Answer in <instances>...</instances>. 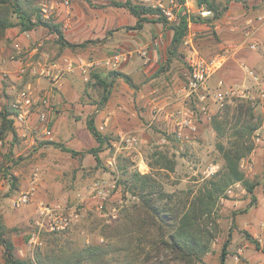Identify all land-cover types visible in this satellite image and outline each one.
<instances>
[{
    "label": "rangeland",
    "instance_id": "obj_1",
    "mask_svg": "<svg viewBox=\"0 0 264 264\" xmlns=\"http://www.w3.org/2000/svg\"><path fill=\"white\" fill-rule=\"evenodd\" d=\"M50 1L32 0L33 4L41 10L42 8L46 9L45 13L42 11L45 14L43 15L44 17L51 13L49 11L51 10ZM115 1L117 0H83L82 6L88 8L89 4L95 9L103 8L101 10H104L106 18L115 16V13L111 11L116 10L119 12V22L126 23L127 20L121 13L124 9L117 7L113 3ZM137 1L144 2V0ZM155 1L157 0L153 2ZM256 1L247 0L248 3H245V7L250 8L255 5ZM151 3L149 2L148 4ZM250 10L253 11L255 9L252 7ZM254 14L252 13L251 15ZM12 19L15 21L14 16H12ZM126 29H130V27H126ZM14 31L17 33L23 32L17 26H14L0 34V59L1 65H5L3 70H5L6 73L4 75L6 76H4V79L6 80L7 77V82L12 80L9 74H14L17 70L16 68L19 67L18 65L16 68L12 67L16 60L22 61L23 65L29 63V66H31L36 64L37 59L30 55V51L35 46L32 45L30 37L26 36L25 41L17 37L14 39ZM111 31L108 30L106 32L101 44ZM159 33L160 30H155L154 33H151L149 40L153 42L155 38H158ZM187 35L188 30L185 36ZM203 35L201 34L200 36ZM158 41L157 45L160 43L159 38ZM15 42L19 43L18 48L14 46ZM90 42L96 43L97 40H90ZM153 45L157 46L156 44ZM186 49L185 47L181 49L182 56H180L181 58L178 57L180 62H176V65L178 64V66L185 69L187 68L185 61ZM110 50L108 49L101 56L100 52H98L99 56L96 57L103 59L112 52ZM256 54L254 55L251 52L247 62L252 65L251 67H256L251 69L258 73L261 82H263L264 54L261 51H256ZM102 56L103 58H101ZM202 56L210 57V55ZM255 61H257V64L254 63ZM90 70L92 71V69ZM110 70L113 69L103 67L99 71L107 73ZM64 71L62 69L61 75L66 74V72L63 73ZM164 72H166L165 69L162 71L161 76H163ZM246 75L247 77L237 65H225L209 80V87L214 89L217 81L223 79L225 86L234 85L244 90L247 97L243 99L250 100L255 114L261 117L260 127L252 134L253 150L240 160V169L244 172L245 177L255 183L253 191L255 200L253 203L251 202V195L239 182H235L226 188L216 202L211 216L217 224L218 233L212 240L209 251L203 255L202 263L197 264H217L221 246L226 238H229V245L225 264H264V97L259 95V85L255 83L248 72H246ZM23 76L21 78L22 83L16 86L18 87L16 91L29 86L34 98L43 95L51 78L50 75L32 73L31 71H27ZM4 79L0 78V111H3L8 104L13 106L12 103L15 100V97L11 100L6 98L7 93L2 89L5 82ZM141 79L139 78V80ZM81 80H83L82 77ZM157 80H160V84L156 87L157 91L154 94L157 95L158 105H162L170 98L177 97L173 103L169 104L168 111L182 108L186 97H178L180 94L178 92L177 95L178 81L171 79L169 84L166 85L167 80L162 82L160 78ZM82 82L85 84L84 80ZM39 88H43L40 93L39 90L41 91V89ZM77 88L80 90L82 84L79 85L77 83ZM84 88L86 96L88 95L89 98L86 99L87 102L92 105L98 104L101 88H97L93 84H88ZM209 101H211L209 103L212 106L213 116L221 110L223 104L215 103L210 99ZM70 102L73 104L72 101ZM137 104L138 106L142 105L140 101L137 103L134 100L133 105L137 107ZM49 105L51 108L53 106L55 110L58 108L57 113L55 112V117L49 120L48 123V128L50 127L53 133L51 140L44 139L40 129H35L36 121L27 120L33 119V115L36 116L35 111L24 120L26 122L23 124H27L25 125L26 127L21 128V125L14 126L15 135L10 132L3 135L2 131H0V218L8 229L6 234L13 244V253L18 259L34 258L37 250L45 251L50 246L55 245V243L52 245L48 243L51 240V236L48 235L40 236L39 244L33 245L29 243L30 234L33 231L35 207L40 202L70 204L75 201L77 194L84 192L93 181L97 179L106 180L109 184L107 188L108 198L104 202L103 208L97 209V201L95 200L88 201L82 206L80 216L72 227L59 235L61 236L59 242H68L65 245L66 249L90 243H100L103 240L99 234L102 225L117 221L126 212L130 213L136 210L143 212L146 210L145 202L156 206L158 209H165L168 202H170L169 205H177L185 200L189 201L197 193L203 180L210 178L211 174L222 164L221 156L215 146L216 142L221 139L216 136L210 127L212 116L210 119L198 117L196 131L190 134L188 138H177L174 132L175 123L172 125L170 121L160 116L154 123L147 126V121H144V117H141L138 112V118L136 116L135 118L140 123L139 127L146 125L147 128L145 127L143 130L137 129L135 132L137 142L133 145H128L125 142L119 143L118 134L114 135L111 129L101 130L108 134L109 141L101 146L99 151L101 162L96 164L93 156L87 152L78 154V157H76V155L73 156L53 144L43 143L56 141L64 146L76 147L79 151H85L97 146L96 142L89 136L83 137L81 130H84L83 114L80 113L79 109H70L67 103L62 101L52 102V99L49 101ZM60 105L63 106L62 109H60ZM17 110L19 111V109ZM93 112L88 111L86 114L89 116ZM124 112V115H129L126 109H124ZM76 118H80V120ZM52 121L53 124L54 121L56 122L55 126H51L53 125ZM77 129H80L78 133L82 138H79L76 143L65 142L64 138L67 136V130L74 131ZM0 130L2 129L0 128ZM24 131L25 134L22 135L21 133ZM166 166H172V169ZM135 171L140 174H148L149 179L145 183L144 188H140L139 182H135L132 178V173ZM34 172L37 173L35 181ZM8 174L16 177V181H13ZM12 182H15V185ZM26 192L30 193V200L14 206L13 202ZM168 194H172V197L168 198ZM113 207L116 213L115 218L110 217V210ZM169 217L170 215H165L164 219H162V232L165 238L174 226V216L173 218ZM156 220L159 223L160 217H156ZM211 227L212 223L210 222V229ZM244 231L248 232L259 242L260 249H256L246 239ZM160 233L157 228H153L150 234L151 237L156 238ZM153 247L149 243H142L141 247L138 248V262L141 264H188L178 253H173L163 246H159L157 249ZM3 250L0 244V264H6Z\"/></svg>",
    "mask_w": 264,
    "mask_h": 264
},
{
    "label": "trees",
    "instance_id": "obj_2",
    "mask_svg": "<svg viewBox=\"0 0 264 264\" xmlns=\"http://www.w3.org/2000/svg\"><path fill=\"white\" fill-rule=\"evenodd\" d=\"M176 1L179 4L184 3V0ZM193 1L212 11V15L208 17L191 15V21L195 22H212L221 18L231 1H239L246 6L245 0ZM113 3L116 6L124 7L136 17V23L132 26L133 28H141L143 22H159L171 30L170 41L166 46L167 59L160 66L159 71L168 68L169 62L174 57L182 56L181 48L188 30L186 13L179 12L177 19L169 22L163 13L151 4H145L137 0L115 1ZM12 16L15 17V21ZM14 26H17L20 31H30L37 26H42L56 33L61 45H66L71 49L87 46V43L90 42L86 40L76 44L63 40L60 25L55 23L52 18L44 17L42 10L34 5L32 0H0V34ZM115 78H120L130 86H134L129 76L116 69L107 73L100 72L97 69L89 71V79L93 80V82L88 84L101 88L99 103L96 104L98 108L103 107L107 102L110 95V87ZM17 113L18 110L9 104L3 111H0V128L2 129L0 131H2L3 135L8 132L15 135L14 126L17 122ZM260 125L261 117L255 114L250 100L237 96L226 98L221 110L214 114L210 120L211 129L221 139L215 144L222 159L221 166L211 174L210 178L203 180L197 193L189 201L185 200L177 205H169L170 202H168L165 209H158L156 206L145 202L146 210L143 212L139 210L130 213L126 212L117 221L102 225L99 234L103 240L100 243H90L66 249L65 245L68 242H59L61 233H43L41 236H51V240L48 243H51V245L55 243V245L50 246L45 251L37 250L34 258L18 259L13 253V244L7 237L8 229L0 218V244L4 249L3 254L6 264H141L137 260L139 255L138 248L144 242L153 245L155 249L163 246L173 253H178L188 264L202 263L203 255L209 251L210 244L218 233L217 224L211 216L216 202L226 188L235 182H239L251 195V202L253 203L255 200L253 195L255 183L245 177L244 172L240 169V160L253 150L252 134ZM86 127L95 138L97 146L85 151L75 150L56 141L43 143L53 144L73 156L84 152L90 153L94 156L96 164H99L101 162L99 151L101 146L109 141L108 134H103L98 130L92 116L87 118ZM166 167L172 169V166ZM8 175L13 181H16V177L12 176V174ZM148 177V174H140L138 171L132 173V178L135 182H139L140 188L145 187ZM12 183L15 185V182ZM167 197H172V194H168ZM165 215H170L172 218L174 216V226L166 238L162 232V219H164ZM156 217H160L159 223ZM210 222L212 223L211 229ZM153 228H157L161 232L156 238L151 237L150 234ZM243 233L256 249H260L259 242L256 239L246 231ZM228 245L229 238H226L221 246L217 264H225L228 255Z\"/></svg>",
    "mask_w": 264,
    "mask_h": 264
},
{
    "label": "crops",
    "instance_id": "obj_3",
    "mask_svg": "<svg viewBox=\"0 0 264 264\" xmlns=\"http://www.w3.org/2000/svg\"><path fill=\"white\" fill-rule=\"evenodd\" d=\"M65 1H67V4ZM117 1L122 2L124 0ZM153 1L154 0H149L148 2L144 1L143 3L148 4ZM245 1L247 2V0ZM49 4L51 10H48L51 11L52 14H47L46 18L50 17L55 21V23L60 25L63 40L76 44L86 40H97V42H89L87 43V46L71 49L66 45H61L56 33L49 31L42 26H37L30 31H23L21 33L14 31V39L17 37L22 41H25L26 36L30 37L32 45H35L30 51V55L37 59L36 64L31 66L28 65L29 63L23 65L22 61L16 60V63H13L12 67L16 68L17 65L19 67L16 68L17 70L14 74H9L12 79L9 82H7V77L6 80L4 79V76H6L4 75L6 73L5 70H3L5 65H1L0 59V78L5 81L2 89L7 93L6 98L9 100L13 97L16 98L17 93L19 92L16 91L18 89L16 86L17 84L22 83L21 78L27 71L40 73V70H48L51 78L48 87L46 88V91L43 92L42 96H47L49 101L52 99V102H65L70 109H79L80 113L83 114L82 120L84 122V130L81 129L83 137L89 136L94 142H96L95 138L86 127V120L91 116L94 118V122L99 131L111 129L114 132V135L118 134V137H120L126 133L136 136L135 132L137 129L143 130L145 127L147 128V126H149L148 124L154 123L160 116H162L163 119L170 121L173 125L176 120V112L180 111L181 113H185L184 106L180 109L176 108L172 111H168L169 104L173 103L177 97L170 98L159 106L157 95L154 94L157 91L156 87L160 84V80L156 81V79L160 78L161 82L164 80L168 81L166 82V85L169 84L171 79L178 81L177 95L178 92H180L178 97L181 98L185 96L184 81L187 74V68L185 69L178 66V64L176 65V62H180L179 58L181 57H174L169 62V66L165 69L166 72H164L163 76H161L162 71L158 72L162 63H164L167 59L166 46L170 41L172 34L171 30L164 27L159 22H143L141 28H133L132 26L136 23V17L130 14L128 10H125L124 7L120 8L124 9L121 13L124 15L127 22L120 23L119 12L116 10L111 11L115 13V16L106 18L104 10H101L103 8L95 9L89 4L87 8L82 6L83 0H51ZM252 7L253 9H256L251 11L250 9ZM263 10V0H257L255 5L250 8L245 7L239 1H231L221 18L212 22L192 21L190 26H188V35L184 37L181 49L185 47L187 48L186 53L189 51V48L185 43L189 40L190 45H192V47L196 49L200 55H210L211 57L217 52H220L223 48L233 44L235 45V50L231 53L230 59H228L226 65L239 66L242 69V73L245 77H247L246 71L242 68V66L245 65L248 68H256L255 66L251 67L252 65L247 62V59L249 58L251 52H253L254 55H257L256 51L250 47L251 39L256 37L261 38L264 36V24H258L256 20L254 21V17ZM254 12L257 13L254 14ZM252 13L254 15H251ZM126 27H130V29H126ZM108 30L112 31L101 44V41L103 37H105ZM155 30H160V33L157 36L160 43L157 46H154L152 41L149 40L151 33H154ZM16 34L18 35L16 36ZM201 34L204 35L200 36ZM15 44L19 45L18 42H15L14 45ZM138 46L148 47V53L151 58L150 63L144 64L139 55H134V57L128 62L120 64L116 70L129 76L134 86H130L120 78H115L110 87L109 98L103 107L98 108L96 104H89L86 100L89 98L88 95L86 96L84 87L88 86L89 82H93V80L89 79L88 72L81 73L77 68L72 71L64 69L65 71L63 73L66 72V74L61 75V71L67 60H98L100 59L96 57L99 56L98 52H100L101 56L105 53V51H108V49H111L110 51L113 53L116 51L128 50L131 47L137 48ZM101 58H103V56ZM19 62L21 63L17 64ZM30 62L32 63V61ZM254 63L257 64V61ZM21 67L24 69L23 72L21 71ZM91 69L101 70L103 67L95 66ZM81 77L85 81V84H83ZM139 78L142 79L139 80ZM77 83H79V85L82 84V88L80 90L77 88ZM42 89L41 91L39 90V93L42 92ZM134 100H136L137 103L140 101L142 105L138 106L137 104L136 107L133 105ZM70 101H72L73 104H71ZM62 108L63 106L60 105V109ZM124 109L127 110L129 115H124ZM57 111L58 108L55 110L53 106L52 108L50 107L45 124L39 121L35 115L32 116L34 117L33 119L31 118L27 120L36 121L35 129H40V133H43L42 137L44 139L51 140L53 133L52 129L50 127L48 128V123L49 120L55 117V112L57 113ZM88 111L94 112L88 116L86 114ZM138 112L141 117H144V121H147V126L144 125L141 128L139 127L140 123L135 118V116L138 118ZM76 119L80 120V118ZM24 122L26 121L20 122L17 120L15 124L21 125L20 127L24 128L26 127L25 125H27L23 124ZM55 124L56 122L54 121V124L51 126H55ZM78 132H80V129L74 131L67 130V136L64 138L65 142L76 143L79 141V138H82V136ZM102 133L104 134V132ZM21 134L24 135L25 131ZM67 147L78 150L76 147ZM99 156L101 157L100 154ZM76 157L78 156L76 155Z\"/></svg>",
    "mask_w": 264,
    "mask_h": 264
},
{
    "label": "built area",
    "instance_id": "obj_4",
    "mask_svg": "<svg viewBox=\"0 0 264 264\" xmlns=\"http://www.w3.org/2000/svg\"><path fill=\"white\" fill-rule=\"evenodd\" d=\"M149 1V0H144ZM67 4V1H65ZM153 7L158 8L167 21L173 22L177 19L179 12L187 14L188 26L191 24V15L199 17H208L212 15V11L203 5L196 4L193 0H184V3L179 4L176 0H157L152 2ZM43 13L46 12L42 8ZM45 15V14H43ZM258 24H264V10L254 17V21ZM251 23V20H250ZM158 38H155L152 44H158ZM186 45L189 51L185 54L187 65V74L184 81V94L186 101L184 102L185 113L176 112L175 120V135L177 138H188L190 134L197 129L196 121L201 119H210L212 116L211 101L223 104L226 98L237 96L240 98L247 97L244 90L237 88L234 85H227L223 79H219L216 87H209V80L219 72L230 59L231 53L235 50V45L230 44L223 48L220 52L210 58L201 56L196 49L190 45L187 40ZM18 48V45H14ZM250 47L254 51H261L264 54V36L261 38H252ZM134 55H139L144 64L150 63V55L148 47H137L124 51H116L103 59L98 60H82L77 61L67 60L63 69L72 71L77 68L81 73L88 72L89 69L95 66H102L108 69H116L120 64L128 62ZM30 65V64H28ZM242 68L249 73L251 78L259 85V95L264 97V81L261 82L260 76L251 68L243 65ZM21 71L24 69L21 67ZM41 74L50 75L48 70H40ZM13 107L19 109L16 119L23 122L35 111L37 119L45 124L47 115L50 109L49 99L47 96L34 98L32 90L28 87L20 90L12 103ZM150 125V124H148ZM125 142L128 145H133L137 142L136 136L132 134H123L119 137V143ZM37 179V173L34 172V181ZM108 186L106 180L97 179L86 188L82 193H78L73 203L64 204H48L40 202L35 207V216L33 218V231L29 238V243L36 245L40 243V236L43 233H61L72 227L80 216L82 206L88 201H97L96 208L102 209L104 202L108 198ZM30 200V193H23L17 200L13 202L14 206L20 203H26ZM110 217L115 218V208H111Z\"/></svg>",
    "mask_w": 264,
    "mask_h": 264
}]
</instances>
